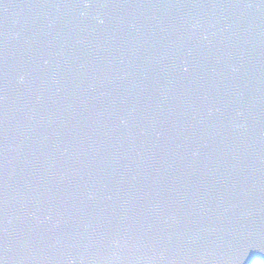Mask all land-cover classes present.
<instances>
[{"label": "water", "instance_id": "water-1", "mask_svg": "<svg viewBox=\"0 0 264 264\" xmlns=\"http://www.w3.org/2000/svg\"><path fill=\"white\" fill-rule=\"evenodd\" d=\"M0 264H264V0H0Z\"/></svg>", "mask_w": 264, "mask_h": 264}]
</instances>
